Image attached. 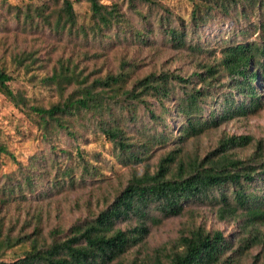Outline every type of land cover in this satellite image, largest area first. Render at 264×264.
I'll return each instance as SVG.
<instances>
[{"label": "trees", "instance_id": "obj_1", "mask_svg": "<svg viewBox=\"0 0 264 264\" xmlns=\"http://www.w3.org/2000/svg\"><path fill=\"white\" fill-rule=\"evenodd\" d=\"M60 1L49 0L48 5L35 7L27 4L24 13L18 7L13 9L17 19L22 15L26 24L43 22L56 32L75 30L85 38L90 32L111 41L135 42L153 48L158 31L165 46L172 50L212 56L214 49L209 51L207 43L202 44L200 31L213 21L215 14L221 13L234 25L241 18L245 23L231 28L223 37L214 33L220 60L202 65L200 71L190 76L152 72L132 81L136 66L122 62L118 72L90 84L86 77L79 81L78 75L63 63L49 78H44V83L54 85L59 93L77 85L62 102L49 108H29L28 117L32 115L45 139L48 133L67 132L69 119L88 118L96 121L99 132L111 143L120 165H141L149 159L154 147L168 142H173L176 148L159 159L153 173L145 169L138 174L133 170L127 185L104 210L93 220L70 227L64 238L60 239L57 234L48 243L43 241L38 229L22 237H0V264H122L121 258L129 251L145 245L150 224L180 217L187 208L201 206L215 209L221 221L240 223L243 234L235 248L234 242L222 231H206L199 226L181 232L169 248H157L147 261L135 258L129 264H234L251 248L264 246L261 230L264 227V141L257 142L255 151L246 159L235 155V151L251 146L254 141L251 136L243 135L223 138L203 159H185L182 155L186 141L263 110L264 44L248 40L255 34L264 40V0H189L192 9L188 21L175 18L169 11L152 21L140 9V6L148 10L160 7V0H125L135 20L124 14L116 3L106 5L99 0H84L90 9L89 26L78 25L71 0H63L59 7ZM190 37L195 42L189 41ZM11 79L0 69V93L18 107L24 100L9 87ZM139 107L148 120L134 137L129 132L136 123ZM171 120L177 127L176 136L171 131ZM52 149L56 153L54 146ZM7 153L6 147L0 144V156ZM77 157L82 164L81 176L93 181L102 176L93 161L80 153ZM36 167L31 164L29 168H19L30 190L37 177L33 175ZM58 171L59 179L53 182V187L61 189L67 183L72 188L77 184L71 166ZM7 180L11 178L8 176ZM5 187L8 194L14 191L11 184ZM119 224L127 227L117 228ZM15 247L22 248V253L13 260H5L6 253Z\"/></svg>", "mask_w": 264, "mask_h": 264}, {"label": "rangeland", "instance_id": "obj_2", "mask_svg": "<svg viewBox=\"0 0 264 264\" xmlns=\"http://www.w3.org/2000/svg\"><path fill=\"white\" fill-rule=\"evenodd\" d=\"M71 1L78 25L89 26V4L84 0ZM99 1L106 5L116 3L124 14L131 17L132 11L125 0ZM62 2L63 0L59 7ZM49 3V0H0V69L11 76L9 87L24 100V104L17 107L0 93V144L8 152L0 156V237H22L34 234L38 229L43 241L48 243L57 234L60 239L67 236L73 225L93 220L127 185L133 170L138 174H142L145 169L153 173L159 159L176 147L173 142L154 147L145 163L123 166L118 164L111 143L99 132L96 121H89L88 118L79 121L69 119L70 127L67 132L48 133L45 139L42 129L31 119L32 115L28 117L31 113L29 108H49L62 102L77 85L66 87L59 93L54 85L45 84L43 79L49 78L61 63L74 71L79 81L86 77L88 84L107 74H115L122 62L136 66L132 71V81L152 72H173L184 77L190 76L200 71L202 65L214 64L220 60V47L214 33L223 37L225 32L230 33L231 28L245 23L244 18H241L234 25L221 13L215 14L213 21L200 31L202 44L207 43L206 49L209 51L214 49L212 56L172 50L165 46L163 36L158 31L153 48L135 42L129 44L111 41L90 32L87 38L75 30L56 32L43 22L26 24L22 15L17 19L13 9L18 7L24 13L27 4L35 7ZM160 3V7L148 10L145 6H140V9L152 21L158 15H166L167 11L175 18L181 17L188 21L192 9L189 0H160ZM135 24L137 25L136 22ZM111 35H114V31ZM189 41H192V37ZM248 41L264 44L258 34L252 35ZM147 120L142 107H139L136 123L130 127L129 133L136 137L135 134L140 132ZM170 123L171 131L176 136V124L173 120ZM233 135L251 136L254 140L251 146L235 151L238 158L246 159L253 154L256 143L264 141V108L255 116L235 119L197 139L186 141L182 146V155L185 159H203L217 148L220 140ZM52 146L57 149L56 153H53ZM77 153L99 166L102 176L97 177L96 181L88 176H81L82 164H79ZM31 164L37 166L33 173L37 177L32 190L25 186L19 171L21 166L29 168ZM67 166L74 169L77 184L72 188L67 183L61 189L53 187V182L59 179L57 171ZM8 176L11 181L7 180ZM7 183L14 186L11 194L5 191ZM239 225L235 220H219L213 208L190 207L180 217L150 224L145 245L132 249L120 261L122 264H129L135 258L147 261L157 248H169L181 232L199 226L206 231H222L234 242L235 248L237 239L243 234ZM126 227V224L117 226L121 229ZM261 230L264 233V227ZM22 251V248L15 247L6 253L4 259L13 260ZM234 264H264V246L251 248Z\"/></svg>", "mask_w": 264, "mask_h": 264}]
</instances>
